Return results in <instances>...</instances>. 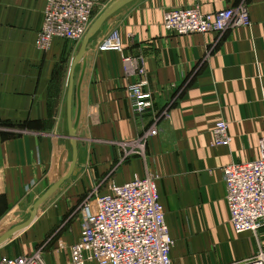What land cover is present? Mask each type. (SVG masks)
Instances as JSON below:
<instances>
[{"label":"crops","instance_id":"1","mask_svg":"<svg viewBox=\"0 0 264 264\" xmlns=\"http://www.w3.org/2000/svg\"><path fill=\"white\" fill-rule=\"evenodd\" d=\"M45 4L0 0V220L6 206L34 203L67 174L73 154L69 116L77 157L70 177L40 206L26 234L17 244L10 239L0 245V256L28 254L49 240L48 248L58 250L43 253L46 264H67L69 247L81 235L75 206L95 186L93 173L106 174L102 193L146 172L154 177L173 239L171 264H227L262 249L264 241L257 247L251 232L236 233L229 223L222 168L257 159L264 142V0L125 4L88 40L75 65L70 112L71 64L82 40L55 38L47 50H38ZM193 5L203 13L243 5L250 22L221 33L176 35L163 28L166 10ZM112 29L119 32L121 50H98ZM125 56L144 67L153 110L166 113L146 144V160L135 155L113 168L114 143L134 140L150 120L149 114H134L128 101V85L140 77L126 70ZM220 120L228 126V145L212 144ZM217 245L220 255L204 261Z\"/></svg>","mask_w":264,"mask_h":264},{"label":"built area","instance_id":"2","mask_svg":"<svg viewBox=\"0 0 264 264\" xmlns=\"http://www.w3.org/2000/svg\"><path fill=\"white\" fill-rule=\"evenodd\" d=\"M104 9L101 0H46L36 37L38 50H47L55 38L80 41L93 22V12ZM245 6L201 12L198 5L166 10L162 26L176 35L216 32L248 25ZM100 51H120L119 32L112 29L97 44ZM126 70L140 79L128 85L127 97L139 117L150 115L138 136L118 146V163L138 155L146 160V144L157 134L159 115L153 110L152 93L147 89L145 69L138 60L123 58ZM212 144L228 145L225 121L212 128ZM259 157L231 163L222 168L229 223L236 233L256 231L264 226V142ZM94 194V195H93ZM81 235L69 247L67 264H171L173 239L165 222L154 177L147 173L123 184H112L106 193H92L81 206ZM0 264H46L40 249L24 255H1ZM227 264H264V249Z\"/></svg>","mask_w":264,"mask_h":264},{"label":"water","instance_id":"3","mask_svg":"<svg viewBox=\"0 0 264 264\" xmlns=\"http://www.w3.org/2000/svg\"><path fill=\"white\" fill-rule=\"evenodd\" d=\"M132 0H114L112 1L104 10L101 12V14L92 22V24L89 26L88 30L86 31L82 42L80 49L72 61L71 64V72H70V80H69V87H68V94H67V107L68 112H70L71 107V97H72V79H73V70L75 65L78 63V61L81 59L82 55L84 54L85 50L87 49V43L88 40L98 31V29L102 26L104 21L110 17L115 11H117L119 8L124 6L125 4L131 2ZM69 115V114H68ZM68 131L69 136L71 137V145H72V163L71 166L65 176L60 178L58 181L53 183L51 186H49L45 192H43L36 201L30 206L29 208V216L21 223H18L16 225H13L6 229L5 231L0 233V245L7 242L8 240L12 239L13 236L16 233H19L20 231L27 228L32 221L35 219L36 214L40 206L49 198V196L67 179L70 177L77 157V149H76V142L73 139L74 133L72 130V124L70 120V116L68 118Z\"/></svg>","mask_w":264,"mask_h":264},{"label":"rangeland","instance_id":"4","mask_svg":"<svg viewBox=\"0 0 264 264\" xmlns=\"http://www.w3.org/2000/svg\"><path fill=\"white\" fill-rule=\"evenodd\" d=\"M112 2V0H101V3H102V5H104V8H106L110 3ZM104 10V9H103ZM102 10V11H103ZM101 11V12H102ZM101 12L99 13L98 12V10H95L93 13V21L101 14ZM85 35V34H84ZM84 37V36H83ZM83 37H82V39H83ZM81 39V40H82ZM3 127V125H1L0 124V128H2ZM119 144L120 143H118V142H116V143H114V146L116 147V148H118V146H119ZM118 159V158H117ZM117 165H121V164H116V166H114L113 168H118V166ZM96 175V176H95ZM106 175V174H105ZM105 175L104 176H99L98 174H96V173H93V174H89V176L91 177V176H93L94 177V179H93V181H95L96 182V184H95V186L93 187V188H90V189H88L86 192H85V194H84V196L82 197V199L80 198V200H78L79 202H78V204L75 206V217H76V219L77 218H79V221L81 220V216H80V210H81V206L83 205V202H84V200H85V198L87 197V196H90L93 192L94 193H100L101 191H103V188L104 187H102V185L103 184H105L104 182L106 181L105 179H103V178H105ZM109 176H113V174H111V173H109L108 174V177ZM95 177H97L96 179H95ZM106 179H107V177H106ZM98 180V181H97ZM99 182H101V183H99ZM94 195V194H93ZM22 201H20V202H18V204H17V206H15V208H10V206H6V210H4L5 211V213H4V216L1 218V220H0V233L1 232H3V231H5L6 229H8L9 227H11V226H13V225H16V224H18V223H21V222H23L28 216H29V208H30V206L33 204V203H27V205L26 204H22L21 203ZM40 208H42V207H40ZM12 209V210H11ZM80 224H81V221H80ZM28 229V227L26 228V229H24V230H22V231H20L19 233H17V235H15V236H13V238L11 239L12 241H13V243H11V244H17L16 243V240L19 238V237H22L24 234H26V230ZM262 230H264V226H262L261 228H259L257 231H256V233L254 234V233H251L252 235V238H253V240H254V244L258 247V246H260V243H262L263 244V241H264V237H262L261 235H260V233L262 232ZM57 232V231H56ZM54 233H55V231H54ZM218 234V233H217ZM219 235V234H218ZM53 237H55V236H53ZM53 237H52V239H53ZM218 239H219V236H218ZM261 241V242H260ZM50 241L49 240H44V242H41L40 244H38L35 248H33V250H32V252L33 251H35L36 249H40V250H42V252L44 253V255L46 256V252L47 251H50L51 249L52 250H54V249H56V250H58L57 248H48L49 246H50V244H52V243H49ZM261 248L263 247L264 248V246H260ZM219 248H220V246H213V248L211 249V250H209V252H207L206 253V256H205V258H204V261H206V262H208L210 259L209 258H211L210 256H213V258L215 259V258H217L216 257V255H220V250H219ZM262 248V249H263ZM15 250H16V252H18V250L16 249V248H14ZM66 249V248H65ZM65 249L64 248H62V250H64V255H67V259H68V254H67V252L65 251ZM213 249H215V250H213ZM66 250H68V249H66ZM29 254V253H28ZM66 264V263H65Z\"/></svg>","mask_w":264,"mask_h":264},{"label":"bare ground","instance_id":"5","mask_svg":"<svg viewBox=\"0 0 264 264\" xmlns=\"http://www.w3.org/2000/svg\"><path fill=\"white\" fill-rule=\"evenodd\" d=\"M92 24V23H91Z\"/></svg>","mask_w":264,"mask_h":264}]
</instances>
